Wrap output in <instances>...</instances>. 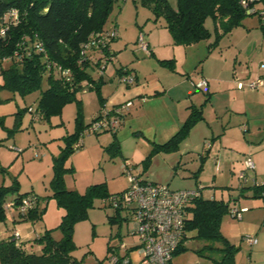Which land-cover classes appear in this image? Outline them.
Instances as JSON below:
<instances>
[{"label":"rangeland","instance_id":"obj_1","mask_svg":"<svg viewBox=\"0 0 264 264\" xmlns=\"http://www.w3.org/2000/svg\"><path fill=\"white\" fill-rule=\"evenodd\" d=\"M175 1L168 0L171 6H175ZM164 26V17L155 15L153 9L144 5L140 0H119V3L113 7L106 25L107 28L115 27L118 36L111 43L116 54L112 61L107 63L104 70L105 76L112 75L119 65L128 66L138 60L141 62L153 58V56L141 52L137 44L140 33L146 36L153 32L156 33L155 36L160 44L161 56L177 55V59L175 57L162 59L167 62L163 64L158 62L159 66L165 67L164 65H166L168 68L170 66L185 78H188L189 74L194 81L202 77L208 78L207 76L211 75L216 78L221 77V79L229 77L235 82L233 86L235 91L250 94L245 98L247 101L259 100L260 102L264 99L259 96V93H264V88L253 92L246 88L243 90L236 88L237 82L247 83L259 77L264 78V68H260V65L264 64V29L260 27L258 17L251 15L245 17L241 26L224 36L212 49L208 45L214 41V26L209 18L205 21V27L211 33V37L190 46L176 44ZM187 56L189 61H187ZM185 61L186 65H184ZM184 69H188V73ZM99 72L98 66H95L91 71L93 76ZM1 83L2 79L0 78ZM220 85H216L213 89L205 86L197 93L204 98L208 94H211L212 97V91L217 92L218 95L227 87L225 84ZM44 87L45 83H43ZM84 92L87 94H83ZM39 96V91L22 97L15 92L0 89V186H11L13 181L17 180L19 193L36 195L39 207L44 209L42 218L36 223V227L45 230L55 229L60 224L63 215V210L51 197L52 184L56 174L54 164L64 147L62 137L75 130L77 105L74 102L68 103L60 115L50 118L49 125L45 121L33 119L34 116L39 117V113L28 111V107L35 110ZM76 98L83 102L81 105L82 114L85 117L84 123L87 124L91 120L89 118L97 110V94L95 90L87 89L83 92L79 91ZM213 100L215 103L217 102L215 106L223 107L226 104L229 110L233 111H225L224 107V109L219 108L217 119L214 118L212 111L210 113L209 110L206 111V122L213 132V141L218 143V140L224 136L220 133L225 132L226 138L224 137L223 141L227 144V139L233 138L231 143L234 145L231 148L234 149V152L236 150V154L238 153L240 156L243 153L251 154L253 161L255 159L259 163L260 170L247 171L246 180H240V170L243 171L244 167H241L239 159H234L229 162L228 168L225 167L226 170L228 169L227 172L223 170V167L219 169L221 174L223 171L225 175H221L215 181L212 177V185L204 189L203 194L204 197L212 196L217 200H223L229 205V209L247 208V212L243 213L241 220L227 214L221 222L222 236L235 249L232 264H264V198L255 196L252 189L254 185H264V177H261V174L264 173H260L264 172V115H261L264 113L253 116L249 122L250 134L256 133L251 140L249 132H241L240 122L237 123V120L243 118L239 103L237 102L236 107L231 106L233 101L229 97H227L228 104L225 99L220 97ZM135 135L136 133H132L131 138H128L122 137L120 134L127 154L136 148L137 157L133 159L130 156L128 158L132 159H128V161L131 164L144 166L142 160L146 157L141 156L147 155L145 150L148 151V147H145V142H141L139 146L134 145L131 140L138 139ZM111 142L112 134L108 132L83 136L82 148L69 154L65 160H61L64 161L62 168L69 169H61L59 173L66 190L84 194L89 186L101 183L106 184L110 194L121 192L127 188L128 183L121 169L122 155L112 148L110 149ZM245 145L254 149L246 148ZM256 148H258V153L254 157ZM35 152H37V156ZM208 152H204L201 162L199 157H194L198 166L203 163L202 172L205 173V176L215 173L218 160L216 151L211 150L209 154ZM170 153L176 160L169 165L174 179L168 186L173 190L183 189V161L190 162L192 161L191 157H181L179 150ZM180 158L182 162L181 165H178ZM147 179L151 181V178ZM205 179L207 180V177ZM207 190H211L212 194H208ZM15 197L16 194L10 195L8 200L13 201ZM14 218L17 219L16 223L13 222ZM25 226L26 223L18 221L17 211L10 210L7 211L5 223L0 224V230L8 236L14 229L23 232ZM132 230L133 222L127 211H116L105 204L103 200H96L93 207L88 209L86 219L74 225L75 249L72 255L81 260L83 264H105L106 258L112 254L113 248L121 244H125L128 248H134L138 238L129 234ZM247 235L255 237L257 244L246 243L244 237ZM52 237L55 240H60L63 233L57 228L52 232ZM2 238L0 237V240ZM24 242L29 244L32 241L25 240ZM209 244H212L216 249L223 247L221 242L211 243L191 239L186 244L188 250L180 252L174 257V264H218L222 259L223 252L205 249L202 251V256L195 252V250L204 249L203 247ZM133 248L130 257L132 264H137V252ZM32 249L38 250L37 245L33 244Z\"/></svg>","mask_w":264,"mask_h":264},{"label":"trees","instance_id":"obj_2","mask_svg":"<svg viewBox=\"0 0 264 264\" xmlns=\"http://www.w3.org/2000/svg\"><path fill=\"white\" fill-rule=\"evenodd\" d=\"M140 1L152 8L155 15L164 17L165 28L173 41L183 46H190L211 37V33L205 27L208 18L214 26V41L208 45L211 49L215 48L233 29L241 26L243 19L248 15L258 17L260 27L264 29V14L260 13H264V0H256L252 4L253 14H249L247 8L242 6V0H176L175 6H171L168 0ZM117 3L119 0H0V31L8 27L3 17L9 10L15 9L19 13V21L15 25H10L4 35L0 34V78L2 79L0 89L15 92L22 97L39 91L40 96L35 110H32L39 113L43 120H50L51 117L60 115L68 103L74 102L77 105L75 130L63 138L64 147L54 164L56 174L51 197L63 210L60 224L55 228L62 231L63 237L55 240L52 237L55 229H45L37 234L32 242L26 244L21 237L14 239V229L7 239L0 240V264H83L72 255L75 249L74 225L86 219L88 209L93 207L96 200H105L117 194H110L105 183L89 186L84 194L66 190L59 174L61 169H66L62 168L64 161L61 160H65L69 154L77 151L74 146L79 141L82 148L83 132L96 116L88 124H84L81 101H78L76 94L87 89L95 90L101 105L96 114L105 106L101 94L104 72L93 76L91 71L95 66L99 67V71L102 66L105 68L107 64L104 63L112 61L116 54L111 47L114 39L102 40L101 34L112 29L107 28L106 25ZM39 44L42 51L37 48ZM83 45L88 47L84 50ZM166 62L167 60L160 61L162 64ZM53 65L67 69L68 75L62 76ZM169 69L173 70L170 66ZM130 71L126 67L118 68L114 78L117 84H119L117 77L132 74ZM135 82L134 79L132 85L125 87L133 86ZM43 83H45L44 88ZM196 84L197 91L205 87L197 88ZM126 101L130 102V106L120 117L121 126L132 105L130 100ZM208 101L207 96L200 106H191L187 118L177 132L166 142L153 144L151 154L143 160V172L146 171L154 154L179 150V146L187 139L193 127L203 120V107ZM117 131L111 133L110 149L121 153L116 138ZM99 134L101 133L96 135ZM18 189L17 180H14L11 186H0V224L5 223L7 211L10 210L17 211L18 221L21 222L36 223L41 220L44 209L39 207L36 195L21 194ZM252 189L255 196L264 198V185H254ZM13 194H16V197L13 201H9V196ZM27 197L34 201L33 206L25 213H21L19 210L21 199ZM9 202L14 203L13 207L6 210L4 205ZM229 212V205L223 200L213 197L203 198L202 194L195 198L187 207L184 236L174 251L172 260L178 253L188 250L186 243L189 240L197 239L223 244V247L218 249L209 244L205 245L204 249L195 250L199 256H202V251L205 249L218 250L223 252L218 264H232L235 249L221 234L222 219L230 214ZM16 221L17 219L14 218L13 222ZM33 244L37 245L38 250L32 249Z\"/></svg>","mask_w":264,"mask_h":264},{"label":"crops","instance_id":"obj_3","mask_svg":"<svg viewBox=\"0 0 264 264\" xmlns=\"http://www.w3.org/2000/svg\"><path fill=\"white\" fill-rule=\"evenodd\" d=\"M155 34L156 33L152 32L150 35H146L147 43L150 49L149 56H153V58L151 57L150 59H145L144 61L141 62L140 60H138L137 62H134L132 65H128V66L119 65L118 67L115 68V72L112 75L105 76L104 74L103 77L104 84L102 85L101 88V94L105 106H113L126 100H130L132 102L131 108L128 114L126 115L122 126L118 130L119 132L117 131L116 133V138L119 141L120 151L123 160L124 159L128 160L129 159L128 157L130 156H132V158L135 159L134 157L137 156H136V148L133 152H129L128 154L126 153L122 144V138L120 134H122V137L131 138V134L136 133L135 136L138 137V139H132V140L130 139V140L133 142L134 145L136 144L137 146H139L141 142L142 143L145 142L146 143L145 147L146 146L148 147V151L145 150L147 155L141 157H147L151 154L153 144H162L166 142L168 139H170L177 132V130L180 128L182 123L187 118L190 112L189 108L191 106H200L201 104H203V102L206 99L203 96H200L197 93V89L195 88V84L200 79L194 81L191 79L189 74L187 75L188 78H185L184 76H182V74L174 70L159 66L158 62L160 63L162 59H169L168 57H175L177 59V55L173 54L171 56H161V53L159 52L160 44ZM187 61H189L188 56H187ZM184 65H186V61L184 62ZM120 67H126L128 70L132 71L131 73H133L136 80L133 86L125 87L123 85L117 84L114 78L117 69ZM184 71L187 72L189 70L184 69ZM207 77L208 78L205 77L202 78L207 80V87L209 89H213L216 85L221 86L220 84H225L227 87H225L223 92L218 95L217 92L214 93V91H212L213 92L212 97L210 96L211 94L208 95L209 101L203 107V120L198 122L193 127L187 139H185L183 143L179 146L180 156L181 157L188 156L191 157L192 160L190 162L183 161V190L184 189L191 190L198 188L201 190V194L203 198L212 197V196L204 197L203 194L205 192L204 189L209 188L212 185L213 183L212 177L215 181L217 180V178L221 177V175L223 176L225 175L223 171L221 174V170H219L221 167H223V170L227 172L228 169L226 170L225 167L228 168L229 162L234 159H239L238 162L241 164V167H244L243 165L244 157L246 155H250L252 157L251 154L243 153L241 156L238 153L236 154V150L234 152V149L231 148L234 145L231 143V141H233L234 139L228 138L227 144L223 141V138L224 137L226 138L225 132L220 133V135H224V136H222L218 140L219 141L218 143L213 141L214 140L213 132L210 129L208 123L206 122V111L209 110L208 111L209 113L210 111H212L215 119H217L219 108L221 109L225 108V111L227 110L233 112L232 110H229L228 105L226 104L223 105L224 108L222 106L221 107L215 106L217 102L215 103L213 99L220 97L222 99H225L226 103L228 104L227 97H229L233 101L231 103V106L233 107H236L237 102L239 103V108L242 110L243 118H240L239 121L237 120V123L240 122L239 125L241 132L243 133L249 132V135L251 136V140L252 137L256 135V133L254 132V134H250L251 132H250L249 122L251 121L253 116H256L259 113H264V99H262L260 102L259 100L258 101L255 100V102L247 101L245 98L247 97V95L249 96L250 94L248 92L235 91L233 89L235 82H233L231 78L228 77L226 79H221V77L216 78L215 76L212 75ZM244 88L248 89L247 87ZM262 88H264V86L260 87L258 90H250V89L248 90H250V92H253V91H259ZM243 89H239V90H243ZM83 94H87V93L84 92ZM259 96L264 97V93L261 94L259 93ZM238 98L239 100H237ZM81 105H83L82 100H81ZM100 106L101 105L98 100L97 110L95 114H93V116H91V118L89 119H92L96 115V113L100 109ZM29 108L31 107H28V109ZM33 119L38 121L39 120L45 121L50 125V120H43L41 119L40 116L37 117L36 119L33 117ZM84 120L85 117L83 116V122ZM124 132L125 135L123 136ZM64 137H62V139ZM249 147H250L249 145L246 146V148ZM216 148L218 149L216 150ZM251 149L254 148L252 147ZM211 150L216 151L218 155V160L216 161V171L214 173L216 175L213 176L214 175L213 174L210 176L209 175L205 176L204 175L205 173L202 172L203 163L201 164L200 162L201 159L203 160L204 158L203 157L204 152L209 151L208 152L209 154ZM257 150L258 148L254 150V157L258 153ZM194 157L195 158L199 157L200 159L199 166L195 163ZM175 160L176 159L174 158L173 155H171V153L169 154L157 153L151 157V160L147 165L146 171L143 172V166H139L138 164H134V163L133 165L138 168L137 172L142 173L143 175L146 176V179L149 177L153 182L170 184L171 182H173L174 178L172 176L173 173L171 172L169 165L171 162ZM181 162L182 160L180 158L178 165H181ZM201 165H202V170L199 171ZM255 165H256L255 169L259 171L260 165L259 163H257V160L255 161ZM241 171L242 170H240V172ZM260 173H264V172H260ZM206 177L207 180L205 179ZM261 177H264V174H261ZM179 189L181 190V188ZM207 192L208 194H212L211 190H207ZM242 209H246V210L242 212L241 219L243 213L247 212L246 207H243ZM24 223H26V226L24 227L23 232L17 229V231H19L20 233V237L22 241L25 240L32 241L34 240L37 234L42 233L44 231L42 228L40 229L36 227V223L38 222L36 223L24 222ZM10 234H8V236ZM8 236H6L2 232V230H0V237H3L2 239H7ZM173 260H172V264H174Z\"/></svg>","mask_w":264,"mask_h":264},{"label":"built area","instance_id":"obj_4","mask_svg":"<svg viewBox=\"0 0 264 264\" xmlns=\"http://www.w3.org/2000/svg\"><path fill=\"white\" fill-rule=\"evenodd\" d=\"M256 0H242L241 4L247 8L249 14L254 13L252 4ZM261 14H264L260 12ZM3 21L10 25H15L19 21V13L15 9L9 10L3 17ZM8 27L0 31L4 35ZM118 36L116 28H112L101 34L102 40L115 39ZM139 50L146 54H150L146 36L140 33L137 38ZM88 46L83 45L85 50ZM38 50L42 51L41 44L37 45ZM83 50V52H84ZM106 61L104 64H107ZM62 76H67L69 71L56 67ZM264 68V64L260 66ZM105 68L102 66L100 73ZM118 78L120 85H132L135 76L133 74H123ZM207 85L205 79H201L197 84V88ZM238 89L247 87L250 90H258L264 86V78H257L247 83L237 82ZM129 101H123L113 106H104L98 114L92 119L88 127L83 132L85 134L97 133H114L121 126L120 117L128 111ZM29 112H35L32 108ZM36 119L37 117L34 116ZM81 147V141L75 144L74 148L78 150ZM37 155V152H35ZM245 171L241 172L239 179L245 181L247 171L255 169L254 161L250 155H246L244 160ZM122 172L125 174L128 186L125 190L107 197L104 201L109 207L116 211H127L133 222V230L129 233L131 236L138 238L137 243L133 247H127L125 244L112 249V254L108 255L105 264H132L130 252L136 249L138 256L137 264H172L174 251L180 245L184 236V226L187 214V207L192 201L201 195L200 189H181L172 190L166 184L153 183L146 179L141 173L137 172L138 168L129 161L124 160L121 165ZM33 200L29 197L21 199L19 210L25 213L27 209L33 206ZM14 203H6L4 208L11 209ZM246 209H230V216L238 220ZM14 239L20 237L19 231L13 232ZM244 240L249 245H256L257 240L252 236H245Z\"/></svg>","mask_w":264,"mask_h":264}]
</instances>
